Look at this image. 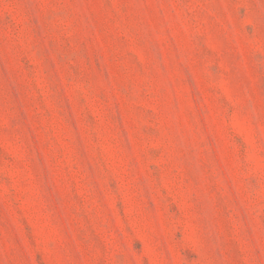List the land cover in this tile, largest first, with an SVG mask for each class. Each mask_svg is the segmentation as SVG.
Listing matches in <instances>:
<instances>
[{"label": "rangeland", "instance_id": "obj_1", "mask_svg": "<svg viewBox=\"0 0 264 264\" xmlns=\"http://www.w3.org/2000/svg\"><path fill=\"white\" fill-rule=\"evenodd\" d=\"M0 264H264V0H0Z\"/></svg>", "mask_w": 264, "mask_h": 264}]
</instances>
